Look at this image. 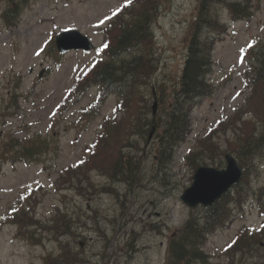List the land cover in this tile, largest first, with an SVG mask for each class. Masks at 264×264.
<instances>
[{
  "label": "rangeland",
  "instance_id": "374dc122",
  "mask_svg": "<svg viewBox=\"0 0 264 264\" xmlns=\"http://www.w3.org/2000/svg\"><path fill=\"white\" fill-rule=\"evenodd\" d=\"M124 1L129 0H0V264L66 263L69 257L70 264H167L169 242L193 217L209 228L215 223L206 233L202 249L210 258L204 264H263L264 234L258 235L264 217L257 204L248 200L237 211L231 201L216 203V214L210 211L215 206L190 209L181 196L196 172L194 157L186 158L202 150L208 135L228 150L232 131L225 133L220 124L246 107L247 67L264 49V0H248L253 14L243 20H234L227 4H217L216 17L227 32L213 46V91L192 110L190 133L174 155L161 153L155 134L148 146L139 139V185L113 184L92 170L96 192L82 195L73 186L67 170L84 159L117 102L110 95L98 112L91 108L97 87L76 90L100 57L96 49L105 41L104 30ZM198 7L199 0H162L153 26L161 76L183 69ZM14 8L9 23L5 13ZM71 29L88 36L95 49L60 53L56 37ZM17 145L45 150L29 163L1 156L5 148L12 155ZM199 157L201 166L226 167L225 155L217 157L221 167L213 164L218 159ZM259 172L251 177L256 189L264 185V163ZM224 208L230 215L223 223L217 216ZM242 237L244 248L228 253Z\"/></svg>",
  "mask_w": 264,
  "mask_h": 264
},
{
  "label": "trees",
  "instance_id": "16d2710c",
  "mask_svg": "<svg viewBox=\"0 0 264 264\" xmlns=\"http://www.w3.org/2000/svg\"><path fill=\"white\" fill-rule=\"evenodd\" d=\"M220 3L228 5L234 20L249 19L253 14L252 4L248 0H199L198 12L191 23L184 67L180 72L163 76L159 74L161 59L153 31L161 13L162 0L124 1L115 11L104 30L105 41L96 49L100 57L82 75L76 90L83 94L87 88L96 86L99 93L91 108L98 112L107 97H117L114 113L104 119L102 129L87 148L84 159L76 168L67 170L73 186L82 195L99 189L90 179L89 172L92 170L100 171L113 184L121 183L128 188L139 185L142 181L138 176L139 167L143 158L139 139L148 146L153 127L156 128L160 151L168 158L186 141L191 128L192 110L213 91L209 79L214 66L213 46L227 32L226 24L216 17L217 4ZM5 16L10 23L15 18V8L7 11ZM253 61L246 71L245 84L250 90L246 107L234 120H222L220 124L225 133L226 129L232 131V136L226 140L228 150L223 151L208 135L202 150L192 153L186 160L194 157L192 165L197 170L201 163L196 158L203 154L211 161L227 153L234 154L244 170V177L217 204L224 205L231 201L240 211L250 200L258 205L264 217V185L256 189L251 180L252 175L260 174V166L264 163V49L255 55ZM155 100L158 101L156 116L153 114ZM13 149L12 155L9 154L10 148L3 149L1 156H7L13 162L29 163L38 161L45 150L43 147L26 145ZM218 160L213 164L223 166L224 161ZM104 190L109 193L114 189L105 187ZM114 194L121 199L118 191ZM217 209L215 205L210 211L217 214ZM229 210L224 208L217 219L224 223L230 215ZM214 226L215 223L212 228L204 226L197 217L189 220L178 236L169 242L167 264L208 262L210 257L202 248L208 238L206 233L211 234ZM260 230L258 236L264 234V222ZM244 241V237L238 239L229 247L228 253L235 248L242 250ZM50 258L59 260L58 257ZM71 258L65 260L66 263L54 264H70Z\"/></svg>",
  "mask_w": 264,
  "mask_h": 264
},
{
  "label": "water",
  "instance_id": "95a60500",
  "mask_svg": "<svg viewBox=\"0 0 264 264\" xmlns=\"http://www.w3.org/2000/svg\"><path fill=\"white\" fill-rule=\"evenodd\" d=\"M56 47L62 54L71 51L91 52L95 45L90 38L77 30H67L60 33L56 39ZM158 103L155 101L153 111L156 115ZM156 128L154 127L149 142L152 140ZM244 176L237 159L233 155L226 156V167H200L193 178V184L181 196L183 203L190 209L197 207L209 208L232 190Z\"/></svg>",
  "mask_w": 264,
  "mask_h": 264
},
{
  "label": "snow or ice",
  "instance_id": "6c2138e0",
  "mask_svg": "<svg viewBox=\"0 0 264 264\" xmlns=\"http://www.w3.org/2000/svg\"><path fill=\"white\" fill-rule=\"evenodd\" d=\"M105 47H107V46L105 45Z\"/></svg>",
  "mask_w": 264,
  "mask_h": 264
},
{
  "label": "flooded vegetation",
  "instance_id": "af4514ba",
  "mask_svg": "<svg viewBox=\"0 0 264 264\" xmlns=\"http://www.w3.org/2000/svg\"><path fill=\"white\" fill-rule=\"evenodd\" d=\"M1 138V137H0Z\"/></svg>",
  "mask_w": 264,
  "mask_h": 264
}]
</instances>
